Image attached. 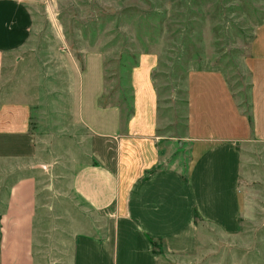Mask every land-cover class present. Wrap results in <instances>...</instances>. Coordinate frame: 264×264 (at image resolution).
Masks as SVG:
<instances>
[{
  "label": "rangeland",
  "instance_id": "rangeland-1",
  "mask_svg": "<svg viewBox=\"0 0 264 264\" xmlns=\"http://www.w3.org/2000/svg\"><path fill=\"white\" fill-rule=\"evenodd\" d=\"M32 9L31 38L9 56L0 85V213L12 185L36 177V264H71L75 237L97 233L99 223L72 190L97 147L73 116L86 57L102 60L109 86L102 104L121 107L125 120L133 73L142 67L141 81L150 73L158 133L175 144L170 166L188 169L195 105L221 106L231 95L250 114L248 59L264 54V0H34ZM248 155L239 235L209 234L193 264H264V145Z\"/></svg>",
  "mask_w": 264,
  "mask_h": 264
},
{
  "label": "crops",
  "instance_id": "crops-1",
  "mask_svg": "<svg viewBox=\"0 0 264 264\" xmlns=\"http://www.w3.org/2000/svg\"><path fill=\"white\" fill-rule=\"evenodd\" d=\"M34 0H0V85L10 55L30 40ZM250 114L234 98L191 112V164L171 165L175 144L158 133V96L150 73H133V112L103 105L109 86L90 54L73 86V116L96 139L94 160L72 190L99 220L97 233L74 239L71 264H193L209 234L243 227L241 179L249 152L264 145V54H250ZM96 66L95 68H93ZM92 70H96L92 74ZM174 151V150H173ZM38 181L15 182L0 213V264H36Z\"/></svg>",
  "mask_w": 264,
  "mask_h": 264
}]
</instances>
